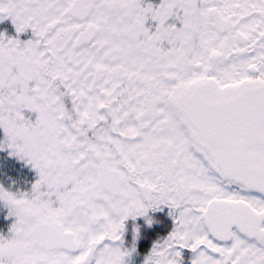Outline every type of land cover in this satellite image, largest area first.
Returning a JSON list of instances; mask_svg holds the SVG:
<instances>
[{"label": "snow or ice", "instance_id": "1", "mask_svg": "<svg viewBox=\"0 0 264 264\" xmlns=\"http://www.w3.org/2000/svg\"><path fill=\"white\" fill-rule=\"evenodd\" d=\"M4 20L0 264H137L157 212L139 264H264V0H0Z\"/></svg>", "mask_w": 264, "mask_h": 264}, {"label": "rangeland", "instance_id": "2", "mask_svg": "<svg viewBox=\"0 0 264 264\" xmlns=\"http://www.w3.org/2000/svg\"><path fill=\"white\" fill-rule=\"evenodd\" d=\"M0 155H3V154H0ZM0 178H3V174L0 173ZM26 187V186H25ZM6 213H7V209L4 208L2 205H0V229L3 230V233H7L8 231V227L11 223V220L10 219H6ZM155 216H160L162 215V219H164V221H166V224L165 226H163V229L160 230L161 234L163 235H167L168 232L170 231L171 229V219L169 217L166 216V213L164 212H157L154 214ZM130 225H131V222H130ZM129 225V226H130ZM131 232L128 231V233H126V241L129 243L131 242L130 240V237L128 238V235H131L130 234ZM141 241V242H144L146 241V239L144 237H142L141 235V238L137 241V248H138V251L140 253V256L137 257V264H139V261L143 258L144 255H146L147 253H145L146 251H140L139 250V247H138V242Z\"/></svg>", "mask_w": 264, "mask_h": 264}, {"label": "trees", "instance_id": "3", "mask_svg": "<svg viewBox=\"0 0 264 264\" xmlns=\"http://www.w3.org/2000/svg\"><path fill=\"white\" fill-rule=\"evenodd\" d=\"M156 217L159 218L161 223L155 224L152 228H145L142 230V237L146 239V241L144 242H138L139 250L142 252L146 251L145 253H147L148 251H150L152 244L155 242V240H157L159 237L165 236L164 234H161L160 230L163 229V226H165L166 221L162 219V215ZM140 223H143V221H140ZM129 231L131 232V225L129 226ZM129 237L132 240V236L128 235V238ZM129 244H131V242H129Z\"/></svg>", "mask_w": 264, "mask_h": 264}, {"label": "flooded vegetation", "instance_id": "4", "mask_svg": "<svg viewBox=\"0 0 264 264\" xmlns=\"http://www.w3.org/2000/svg\"><path fill=\"white\" fill-rule=\"evenodd\" d=\"M0 32H6V34L9 37L15 36V28L14 26L11 24L10 20H4V21H0ZM30 32L25 33V34H21V38L22 39H28L30 38ZM130 225V223H129ZM0 233H3V230L0 229Z\"/></svg>", "mask_w": 264, "mask_h": 264}]
</instances>
